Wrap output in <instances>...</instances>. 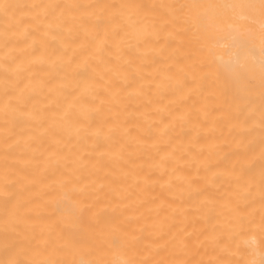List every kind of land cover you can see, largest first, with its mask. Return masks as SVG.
Instances as JSON below:
<instances>
[{"label":"bare ground","instance_id":"1","mask_svg":"<svg viewBox=\"0 0 264 264\" xmlns=\"http://www.w3.org/2000/svg\"><path fill=\"white\" fill-rule=\"evenodd\" d=\"M0 264H264V0H0Z\"/></svg>","mask_w":264,"mask_h":264}]
</instances>
